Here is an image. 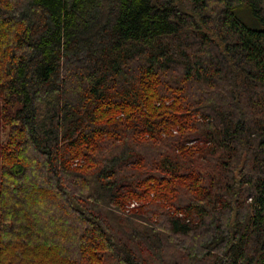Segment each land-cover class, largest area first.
I'll use <instances>...</instances> for the list:
<instances>
[{"label":"trees","instance_id":"trees-1","mask_svg":"<svg viewBox=\"0 0 264 264\" xmlns=\"http://www.w3.org/2000/svg\"><path fill=\"white\" fill-rule=\"evenodd\" d=\"M0 103V264H264V0H0Z\"/></svg>","mask_w":264,"mask_h":264},{"label":"rangeland","instance_id":"rangeland-1","mask_svg":"<svg viewBox=\"0 0 264 264\" xmlns=\"http://www.w3.org/2000/svg\"><path fill=\"white\" fill-rule=\"evenodd\" d=\"M236 12L247 26L251 28H262L263 27L260 21L252 15L250 10L246 6L238 8ZM0 106H1V103H0ZM0 113H1V107H0ZM6 139H7V130L3 127L2 123L0 122V151H1L2 144L4 141H6Z\"/></svg>","mask_w":264,"mask_h":264}]
</instances>
